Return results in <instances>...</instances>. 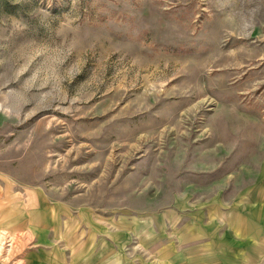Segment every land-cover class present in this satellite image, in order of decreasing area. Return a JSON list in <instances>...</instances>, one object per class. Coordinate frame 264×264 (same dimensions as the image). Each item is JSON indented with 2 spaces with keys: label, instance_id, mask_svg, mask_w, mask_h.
Here are the masks:
<instances>
[{
  "label": "rangeland",
  "instance_id": "obj_1",
  "mask_svg": "<svg viewBox=\"0 0 264 264\" xmlns=\"http://www.w3.org/2000/svg\"><path fill=\"white\" fill-rule=\"evenodd\" d=\"M235 206L264 210V0H0V264H172Z\"/></svg>",
  "mask_w": 264,
  "mask_h": 264
},
{
  "label": "crops",
  "instance_id": "obj_2",
  "mask_svg": "<svg viewBox=\"0 0 264 264\" xmlns=\"http://www.w3.org/2000/svg\"><path fill=\"white\" fill-rule=\"evenodd\" d=\"M207 209L203 218L218 213ZM258 209L255 215L251 207L235 206L218 220H203V227L194 220L186 224L177 237L179 248L169 250L172 264H264V210Z\"/></svg>",
  "mask_w": 264,
  "mask_h": 264
}]
</instances>
